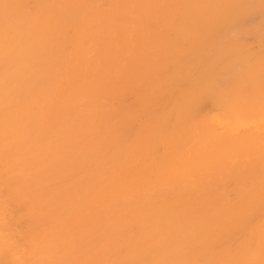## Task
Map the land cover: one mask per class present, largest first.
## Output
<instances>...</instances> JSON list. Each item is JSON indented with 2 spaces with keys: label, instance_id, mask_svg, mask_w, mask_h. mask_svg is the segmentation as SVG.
I'll use <instances>...</instances> for the list:
<instances>
[{
  "label": "bare ground",
  "instance_id": "6f19581e",
  "mask_svg": "<svg viewBox=\"0 0 264 264\" xmlns=\"http://www.w3.org/2000/svg\"><path fill=\"white\" fill-rule=\"evenodd\" d=\"M0 264H264V0H0Z\"/></svg>",
  "mask_w": 264,
  "mask_h": 264
}]
</instances>
